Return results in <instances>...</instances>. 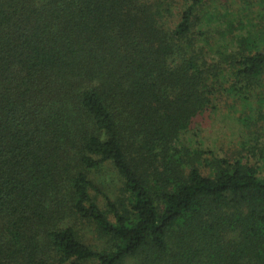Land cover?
<instances>
[{
  "label": "trees",
  "instance_id": "obj_1",
  "mask_svg": "<svg viewBox=\"0 0 264 264\" xmlns=\"http://www.w3.org/2000/svg\"><path fill=\"white\" fill-rule=\"evenodd\" d=\"M239 5L0 0V264H264V0ZM222 96L260 122L228 155L200 138Z\"/></svg>",
  "mask_w": 264,
  "mask_h": 264
},
{
  "label": "rangeland",
  "instance_id": "obj_2",
  "mask_svg": "<svg viewBox=\"0 0 264 264\" xmlns=\"http://www.w3.org/2000/svg\"><path fill=\"white\" fill-rule=\"evenodd\" d=\"M240 1L218 0L219 3L224 4L230 11L235 13L236 7L240 6ZM253 1L255 4L256 2L260 3L262 0ZM255 8H258V5H255ZM240 15L243 16V13ZM248 16L252 24L256 22L257 28L261 27L262 30L264 29V20L262 21L264 18L263 9L260 8L258 12H254L253 5ZM242 18L241 22L243 23L246 19ZM260 90L264 94V80ZM255 115L253 104L248 102L242 104L238 100L222 96L220 100L215 102V107L204 111L202 114L203 117L199 126L201 127L200 138L203 140L204 146L211 147L218 154L228 155L239 149L241 141L249 140L250 144L257 125L260 123L255 120ZM248 160L251 161L252 159L249 157ZM91 175L100 183L101 191L105 192L111 199L115 198V195L119 193L120 177L111 162L101 163L96 169L91 171ZM90 227L91 224L87 223L79 226V229L85 233L89 242L100 244L101 238L95 235L94 230Z\"/></svg>",
  "mask_w": 264,
  "mask_h": 264
}]
</instances>
